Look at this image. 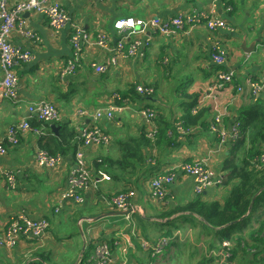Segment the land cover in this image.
<instances>
[{"label": "crops", "instance_id": "0c3cea01", "mask_svg": "<svg viewBox=\"0 0 264 264\" xmlns=\"http://www.w3.org/2000/svg\"><path fill=\"white\" fill-rule=\"evenodd\" d=\"M18 1L10 0V3L14 5ZM59 1L69 17L67 25L59 33L54 32L47 16L36 12L24 13L10 33V40L22 51L29 52L30 58L22 60L15 67L17 101L4 97L0 88V145L7 147V152L0 155V236L20 215L47 218L51 227L53 223L61 222L58 216L63 213V216L76 221L74 224L78 232L55 236L49 228L42 238L22 235L15 247L0 246V264H29L40 258L41 254L50 259L46 264H84L85 260L81 263V256L85 252L84 240L86 247L93 242L96 245L101 241L108 242L115 264H178L170 253L174 252L172 248L184 244L182 238L181 245L172 246L167 254V246L161 255H154L153 249L161 238L169 237L165 234L169 229L181 235L180 228H194L195 221L177 220L174 223L179 228L176 229L172 223H166L167 218H159V215L169 206L196 196L194 177L176 169L184 162L207 159L212 166L216 158L218 172L222 175L226 173L222 162L228 148L225 144L219 147L217 135L207 130L206 125H198L190 130V136L181 137L170 152L161 150L163 154L160 151V155L153 147L150 152L153 158H147L146 164L131 178L129 189L135 192L133 203L138 209L127 215H116L111 212L118 209L108 204L107 199L109 194L123 187V181L115 180L109 173L111 180H101L96 189L83 191L84 201L79 203L67 196L68 176L75 167L73 151L63 154L60 163L54 168H47L37 162L36 152L40 148L38 141L49 132L46 122H40L28 107L41 99L56 104L58 118L47 122L53 133H58L61 125L70 121L71 126L79 132L96 126L109 134L108 145L91 144L83 147L88 166L92 174L97 176L99 170L95 163L100 158L108 154L118 157L119 144L114 139L121 134L122 128H129L135 135L146 128V131H150L149 136L157 129V124L147 122L142 112L143 109L153 112L155 103L148 105L145 101L139 108L130 110L126 103L115 111L114 119L104 117L96 120L94 114L98 107L117 104L115 94L107 91L112 90L113 85H119V81L124 84L128 82L126 80L141 84L147 82L150 73L141 72L142 67L152 65L154 61L159 64L160 59H164V63H170L172 70L169 75L163 71L162 76L177 75L180 83L189 81V90L200 93V102L207 90L218 83L211 67L214 64L212 55L210 58L212 49L217 47L226 54L223 68L233 73V79L216 91V98L208 97L199 106L211 107L207 122L214 120L218 110L223 113V123L231 131L239 123L240 108L253 97L264 98V91L255 93L252 88V83L264 78V0H231V5L226 3L227 0ZM213 7L216 8L217 16L226 22L225 27L215 30L207 27L205 19L210 16ZM178 15L186 18L184 31L175 36H165L150 29L139 35L142 44L138 54L128 55L127 48L122 51L117 49L122 37L121 31L114 28L117 19L134 16L168 20ZM75 26L80 27L87 38L83 40L80 61L71 69L68 61L73 57ZM24 30H32L37 38L26 37ZM100 35L107 37L106 46L96 43ZM253 45L254 50L249 52ZM92 62L107 64L109 69L98 73L91 67ZM158 67L162 69V66ZM104 73L107 76L105 82L101 83L98 79ZM1 76L3 74L0 71ZM142 77L144 81L140 80ZM129 118L136 119V122L128 125L126 119ZM22 120H28L31 128L18 130L16 141H11V128L17 127ZM52 124L57 130L51 127ZM230 142L233 141L227 143ZM172 171L175 177L168 187L167 196H155L152 179ZM8 173L15 178L14 186L8 179ZM222 192V187H211L203 193V197L215 199ZM136 212L141 215L137 219L134 217ZM143 220L147 221L149 228L140 223ZM196 243L197 240L189 245L194 246ZM61 245H64L62 249ZM189 252L187 256L191 261L197 255L204 256L202 250ZM226 252L210 251L206 257L219 256L213 264H227L229 256ZM179 255L185 256L186 253ZM86 258H89L87 264H98L94 251L90 250Z\"/></svg>", "mask_w": 264, "mask_h": 264}, {"label": "trees", "instance_id": "16d2710c", "mask_svg": "<svg viewBox=\"0 0 264 264\" xmlns=\"http://www.w3.org/2000/svg\"><path fill=\"white\" fill-rule=\"evenodd\" d=\"M226 3L231 5L232 1L227 0ZM217 52L218 48L214 47L210 58L213 53ZM155 65L162 66L164 73L168 75L171 73L169 72L172 70L170 63L167 61L164 63V59H160V63H155ZM211 67L216 77L224 70L221 64L214 63ZM106 76L105 73L100 75L98 81L104 83ZM160 83L156 80L142 84L128 81L123 88L118 83L119 85L115 84L112 90L107 91L119 96V98L115 97L119 106L125 105L129 100L138 99L150 104H158L153 109L151 121H149L157 124L153 139L148 135L150 131H146V128L136 132V135H129L126 139L118 136L114 139L119 144L118 157L114 158L108 154L95 163L98 170L110 173L115 180L124 182L121 189L108 195L109 198L126 192L130 188L132 174L146 164L147 158H153L152 154L147 151L149 148L155 147L160 151L170 152L177 146L181 137L190 136L192 128L206 125V129L211 130L214 120L208 121L209 123L206 120L211 107L199 106L200 93L189 90V81L179 82L176 89L171 86V93L173 89L176 94L170 99V109L167 113L160 102ZM138 86L151 89V93L139 91ZM239 113L240 137L233 142L225 143L228 150L222 162V168L226 173L221 187L223 189L231 184L227 194L222 192L215 199L204 198L203 194L196 195L192 199L169 206L159 215V218H167L166 223H172L176 229L179 228L174 223L177 220L195 221L193 227L200 228L196 240L202 243V248L197 250H202L204 253L197 264H210L211 261H213L212 264L215 263L219 256L206 257V254L220 250L229 253L227 264H264V162L261 161L264 155V98L261 96L251 98L240 108ZM39 121L42 122V120ZM46 125L49 133L43 134L39 139L40 148L51 154L63 155L70 151L76 152L82 142V137L81 132L71 126L70 121L63 123L58 133L51 132L49 123L46 122ZM217 141L219 142L218 137ZM161 154H163L162 151ZM222 195L224 196L221 198ZM244 216L242 221L230 224ZM252 219L255 223H252ZM165 234L169 236L165 251L167 254V250L172 246L181 245L182 237L174 234L172 229ZM206 238L208 242L204 244L202 240ZM226 241L229 245L225 244ZM95 248L94 242L89 246L87 244L81 263L90 250L93 252ZM39 257L30 261L29 264H46L50 261L44 254Z\"/></svg>", "mask_w": 264, "mask_h": 264}, {"label": "built area", "instance_id": "2783aa9c", "mask_svg": "<svg viewBox=\"0 0 264 264\" xmlns=\"http://www.w3.org/2000/svg\"><path fill=\"white\" fill-rule=\"evenodd\" d=\"M26 12L41 13L48 17L50 24L57 34L68 23L69 17L60 3L59 0H20L16 4L12 5L10 0H0V71L3 76L0 77V88L3 90V96L17 101V75L15 73L16 65L22 60H28L30 53L22 51L10 40V33L15 25L20 21L22 15ZM186 18L183 15H178L172 19L163 20L159 17H151L149 19L136 18L134 16L122 17L114 22V28L120 30L122 37L117 43V49L122 51L127 48L128 55H136L140 52L141 40L139 35L153 30L154 33H160L165 36H175L181 31H184ZM207 27L210 30L222 28L226 26V22L219 18L216 14V8L213 7L210 16L206 19ZM24 35L28 38H37L32 30H24ZM80 29L75 26L72 44H73V57L68 61V67L74 69L78 61H80L83 40L87 37ZM98 45L106 46L107 37L104 35L99 36V40L96 41ZM212 59L215 64L223 65L225 63L226 54L218 49L217 53L212 54ZM93 67L98 73L106 72L109 69L107 64H100L92 62ZM218 83L212 85L203 99L200 100L199 105L208 97L216 98V91L229 83L233 79V73L222 71L217 75ZM252 88L255 93L264 91V78L262 81L252 83ZM138 90L141 92L151 93V89H144L142 86H138ZM116 98H119L115 94ZM29 111L35 115L37 119L48 122L58 118L59 112L55 103L50 100L41 99L35 101L29 105ZM122 106L109 103L106 106L98 107L95 110L94 118L114 119L115 111L120 110ZM217 109V106H215ZM142 112L146 116V121H151L150 109H143ZM223 113L218 110L214 116V123L211 125V131L215 133L219 140V147H222L229 140L235 141L240 137L239 123L235 125L232 130H228L223 123ZM30 122L28 120H22L17 127H12L10 130V140L16 141L15 134L18 130L25 131L30 129ZM154 134V133H153ZM81 144L78 146L75 152V167L68 176V190L67 196L75 201L82 203L84 201L83 191L97 188L99 181L111 180V175L107 172L99 170L97 176L92 174L91 169L88 166L86 155L83 147L91 144H101L110 141L109 134L102 131L96 126L84 128L81 131ZM7 152V147L0 145V155ZM37 162L47 168H54L60 163L62 154H51L49 151L39 148L36 152ZM261 161L264 162V155L261 157ZM174 168V167H173ZM180 169L184 173L194 177L195 185L194 191L196 195L203 194L208 188L221 187L224 181V175L216 171L209 163L207 159L197 160L193 163L181 164L176 169ZM175 172L158 175L152 179V191L153 194L159 198H165L168 194V187L174 181ZM8 179L11 181L12 186L15 185V178L11 173H8ZM134 190L128 189L126 192H122L111 196L107 199L108 204L117 208L118 210L136 211L138 208L133 203ZM50 228V222L47 218H31L28 216L20 215L16 217L6 229L4 235L0 236V246L7 248L15 247L18 243V239L22 235H32L35 238L44 237ZM168 238H161L153 249L154 255H161L168 245ZM229 245V242H225ZM110 245L106 241H101L96 245L94 250V258L98 264H115L111 256ZM229 256V253L226 252Z\"/></svg>", "mask_w": 264, "mask_h": 264}, {"label": "rangeland", "instance_id": "374dc122", "mask_svg": "<svg viewBox=\"0 0 264 264\" xmlns=\"http://www.w3.org/2000/svg\"><path fill=\"white\" fill-rule=\"evenodd\" d=\"M157 63V61H154L153 64ZM148 65L147 66H143L142 67V71L141 72H149L150 73V76L149 78L147 79V82H151L153 78L156 79V81H160V85H161V93L159 94L160 95V102H161V105L162 107H165L164 110L165 112L167 113L169 111V104H170V99L171 97L175 96L176 92L173 90V89H176L178 83H179V79L177 77V75H171V76H162V72H163V69H160L157 65ZM126 79H130L128 78V76H125ZM131 80V79H130ZM141 81H144L145 78L142 77L140 79ZM126 81H129V80H126ZM133 81V80H132ZM120 83V87L123 88L125 87V84L122 83L121 81H119ZM171 86H173V89H172V93H171ZM172 94V95H171ZM143 100H129L128 102V106H129V110L131 108L135 109V108H139L140 105L143 104ZM147 103V102H145ZM148 105H150V103H147ZM157 103H155V106H156ZM158 105V104H157ZM129 112V111H127ZM131 120V122H130ZM128 125H133V122H136V119H126ZM31 126V124H30ZM29 130V129H27ZM26 131V130H25ZM129 135H135L132 133V130H129V128H122L121 130V134L119 135V137L121 139H126ZM152 138H154L153 134H150ZM102 145L106 146L109 144V141L107 143H101ZM156 149L159 153H160V149L158 148H154ZM152 151V147L149 149V153ZM87 160V159H86ZM214 160V164L212 165L213 168L215 170L218 171L219 167L217 165V163L215 162H218L216 160V158L213 159ZM231 187V184L225 186L222 191L223 193L227 194V192L229 191ZM224 194V195H225ZM222 195L221 198L224 196ZM138 216H141L139 212H136V214H134V217H136V219L138 218ZM58 219L61 221L59 224H52L50 229H51V232L53 233V235L55 236H63L65 234H70L71 232L75 231V232H78V229L76 227V221H72V219H68L66 216H63V213L61 215L58 216ZM141 224L144 225V227H147L149 228L148 224H147V221L143 220V221H140ZM252 223H255V220L252 219ZM97 225V224H95ZM191 228V227H190ZM189 227H181L180 228V233H181V237L183 239V243L182 246H180L179 248L177 247H174L172 248L171 250H174L173 253H170L171 255H173V258L176 259L177 263L178 264H197V262L200 261L201 259V256L200 255H197L196 258H194L192 261L191 259H189V256H187V253H190L189 251L190 250H197V249H201L202 248V244L201 243H196L194 246L192 245H189L190 243H193L195 242L196 238L198 237V234H199V229L198 228H191L190 229ZM49 229V230H50ZM48 230V232H49ZM80 230V229H79ZM47 232V233H48ZM3 235H1L2 237ZM185 241H187V243H185ZM204 244H206L208 242V238L203 239L202 240ZM64 245H61V249L63 248ZM207 246V245H205ZM70 253V252H69ZM179 253L184 254L186 253L185 256H181L179 255ZM63 256V255H61ZM66 256V255H65ZM68 257V256H66ZM87 257V255H86ZM87 259V261H86ZM84 259V264H87L89 258H86ZM165 261H167L166 257L164 258ZM218 264V263H217Z\"/></svg>", "mask_w": 264, "mask_h": 264}, {"label": "water", "instance_id": "95a60500", "mask_svg": "<svg viewBox=\"0 0 264 264\" xmlns=\"http://www.w3.org/2000/svg\"><path fill=\"white\" fill-rule=\"evenodd\" d=\"M253 50H254V45H253V47L250 49L249 52H251V51H253ZM51 127H52L54 130H57V127L55 126V124H52ZM251 208H252V207H251ZM251 208H250V210H251ZM131 212H132L131 209H128V210H118V211L111 212V214H116V215H127V214H129V213H131ZM100 218H101V217H97V219H100ZM244 218H245V216L242 217L241 219L237 220V221H233V222L230 223V224H235V223H237V222H239V221H242ZM85 248H86V240H84L83 252L85 251ZM82 256H83V255H82ZM82 256H81V258H82ZM81 258H80V260H81Z\"/></svg>", "mask_w": 264, "mask_h": 264}]
</instances>
